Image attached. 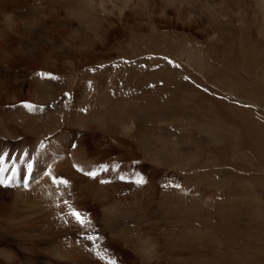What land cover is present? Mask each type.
Instances as JSON below:
<instances>
[{
  "label": "rangeland",
  "instance_id": "374dc122",
  "mask_svg": "<svg viewBox=\"0 0 264 264\" xmlns=\"http://www.w3.org/2000/svg\"><path fill=\"white\" fill-rule=\"evenodd\" d=\"M80 1H68L61 16L82 23L56 34L60 42L48 54H109L69 81L86 70L111 69L122 80L114 99L121 105L130 100L131 120L143 119L131 136L116 135L121 143H132L133 154L132 159L116 158V173H125L124 162L130 160L128 182L136 186L119 204L117 218L101 209L91 213L98 231L84 237L92 257L88 264H264V105L242 98L233 85L222 84L200 64L205 57L219 73L264 93V14L259 3L99 0L114 11L115 20L120 12L126 14L128 25L110 26L107 11L90 10L87 0ZM43 3L37 2L39 8ZM68 8L80 9L72 15ZM34 13L36 19L39 11ZM33 21L27 36L39 41ZM186 52L197 57L188 61ZM200 94L211 98L208 105H202ZM214 99L233 106L221 117L217 136L206 133L213 126V112L218 113ZM120 104L114 116L118 122ZM114 146V153L126 149ZM120 176L115 181L125 183ZM142 186L155 188L157 194L144 197ZM152 237L161 243L156 254Z\"/></svg>",
  "mask_w": 264,
  "mask_h": 264
},
{
  "label": "bare ground",
  "instance_id": "6f19581e",
  "mask_svg": "<svg viewBox=\"0 0 264 264\" xmlns=\"http://www.w3.org/2000/svg\"><path fill=\"white\" fill-rule=\"evenodd\" d=\"M38 1L0 0V264H88L92 257L84 237L98 231L91 213L101 209L117 218L119 204L136 186L128 182L130 160H124L125 173H116V158H133L132 143H121L116 135L131 136L143 119L131 120L130 100L121 105L114 99L113 91L122 80L114 78L111 69L86 70L80 79L69 81L109 54L79 50L49 55L47 49L60 42L55 35L65 28L78 29L82 22L61 16L68 1L74 0H42L43 8ZM255 1L264 14V0ZM85 2L90 10L107 11L110 26L128 25L124 12L115 20L114 11L101 1ZM79 9L66 12L73 15ZM32 21L41 33L39 41L27 36ZM186 55L188 61L197 57ZM200 62L222 84L233 85L242 98L264 105L263 92L219 73L205 57ZM119 104L120 122L114 118ZM115 144L126 149L114 153ZM120 174L125 183L115 181ZM154 189L143 187L144 197L157 194ZM151 240L156 254L160 240Z\"/></svg>",
  "mask_w": 264,
  "mask_h": 264
},
{
  "label": "crops",
  "instance_id": "0c3cea01",
  "mask_svg": "<svg viewBox=\"0 0 264 264\" xmlns=\"http://www.w3.org/2000/svg\"><path fill=\"white\" fill-rule=\"evenodd\" d=\"M198 96H200V98H201V101H202V105H205V103L208 105V103H209V100L211 99L208 95H205V94H200V95H198ZM215 100V102H216V106H218L217 108H218V113H217V116L216 115H214L216 112H213V114H212V122H213V126H211L212 128H209L207 131H206V133H209L210 135H214V136H217V134H219L218 132V127H222V119H221V117H223V115H224V113H226V110H228L229 108L230 109H232L233 108V106H230L229 104H227L225 101H223V100H218V99H214ZM218 102H220V104L218 105L217 103ZM204 109V108H203ZM238 109V108H237ZM208 111V110H207ZM228 113V112H227ZM186 115V114H185ZM184 115V116H185ZM228 115V114H227ZM242 115V118H243V121H244V123H245V115H243V113L241 114ZM191 116H193L192 114H191ZM231 116V115H230ZM227 117H229V115L227 116ZM229 118H234L233 116H231V117H229ZM233 120H235V119H233ZM202 121H206L207 123H208V120L207 119H205V118H203L202 119ZM236 122V121H235ZM248 122V124H251V123H249L250 121H247ZM246 125V124H245ZM202 131H205V129L202 127ZM193 135V134H192ZM198 139H204V137L203 136H200V137H198ZM228 140V139H227Z\"/></svg>",
  "mask_w": 264,
  "mask_h": 264
}]
</instances>
